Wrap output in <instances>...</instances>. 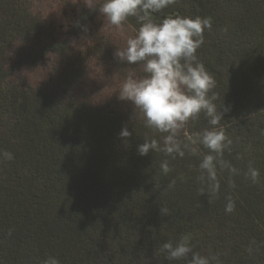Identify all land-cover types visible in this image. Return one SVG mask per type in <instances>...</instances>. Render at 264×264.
<instances>
[{
    "label": "trees",
    "instance_id": "obj_1",
    "mask_svg": "<svg viewBox=\"0 0 264 264\" xmlns=\"http://www.w3.org/2000/svg\"><path fill=\"white\" fill-rule=\"evenodd\" d=\"M165 15L211 18L197 57L217 110L230 105L222 159L238 173L218 166L212 195L199 179L202 144L174 159L138 154L161 134L118 98L128 72L140 74L113 57L135 18L121 30L85 0H0V152L14 157L0 162V264H188L159 251L185 234L212 264H264V0H178L154 17ZM207 127L203 114L187 125L193 136Z\"/></svg>",
    "mask_w": 264,
    "mask_h": 264
},
{
    "label": "clouds",
    "instance_id": "obj_2",
    "mask_svg": "<svg viewBox=\"0 0 264 264\" xmlns=\"http://www.w3.org/2000/svg\"><path fill=\"white\" fill-rule=\"evenodd\" d=\"M177 2L85 0V5L90 11H98L116 29L122 30L130 17L135 18L139 25L132 29L133 34L126 36L125 46L116 48L113 53L118 63L138 65L140 68V74L128 72L118 98L132 103L145 128L161 134L160 140L145 138L138 144V154L146 156L150 152H163L174 159L176 156L184 157V149L189 144H202L209 153L203 156L198 165L201 170L199 179H206L210 193L215 195L220 188L218 166L220 169L227 168L232 174L238 173V169L222 159L224 151H230L233 143L220 126L225 113L230 111V105L223 103L222 109L217 110L215 94L209 95L216 81L197 57V50L204 43L203 33L212 26L211 18L181 15L154 17V14L162 13ZM77 25L85 32L88 30L86 25L79 22ZM201 114L210 127L193 136L187 125L190 121L198 120ZM118 135L128 138L132 132L123 126ZM13 158L8 151L0 152V162ZM160 168L165 175L171 171L167 160L161 163ZM246 176L256 183L260 176L259 169L250 166ZM172 186L169 185L170 188ZM234 209L235 202L229 198L225 212L231 213ZM160 213L168 215V209L161 207ZM191 241V234H185L175 244L164 242L159 251L169 261L186 259L188 264H212L216 257L194 252ZM43 264H59V261L49 256Z\"/></svg>",
    "mask_w": 264,
    "mask_h": 264
}]
</instances>
